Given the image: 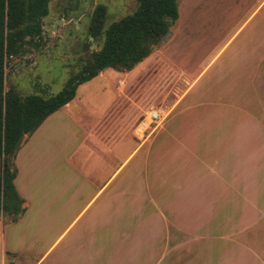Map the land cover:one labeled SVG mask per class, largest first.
<instances>
[{
	"label": "rangeland",
	"instance_id": "rangeland-1",
	"mask_svg": "<svg viewBox=\"0 0 264 264\" xmlns=\"http://www.w3.org/2000/svg\"><path fill=\"white\" fill-rule=\"evenodd\" d=\"M261 2L179 0V18L153 53L154 58L137 69L141 75L133 83H129L127 76L122 79L125 98L120 101L118 112L121 120L126 116L125 127L110 126L107 129L98 126V130L102 128L101 131L113 133L112 137L119 131L125 133V140L112 142L119 150L118 158L135 147L132 129L139 116L149 107L158 109L161 104L166 111L173 104L170 94H166L171 90L177 97L184 96V70L187 74L197 70L204 57L219 49L243 25L231 47L243 50L248 57L246 69L238 66L237 74H242L237 82V102L246 99L245 105L250 108L247 101L253 102L255 98L259 108L264 109V2L262 5ZM97 5L106 7L105 28L132 14L136 8L134 0H50L48 15L42 19V25L52 27L51 35L41 47H26L22 56L8 60L5 89L14 88L22 97L58 94L72 76L89 64L92 52L100 49L103 37L93 39L88 34L91 15ZM256 8V13L251 16ZM213 45L216 47L212 48ZM107 70L117 74V78L123 76L115 70ZM104 80L105 75H102L89 84L78 86L77 98L82 100L90 90H98L99 93L106 83ZM108 96L110 101L111 90ZM209 99L213 108L219 101L221 104H234L220 99L218 94ZM82 103L74 107L91 109L83 100ZM239 103H236L237 107ZM183 108L184 101L178 111ZM68 112L72 114L71 110ZM129 113L130 118L127 117ZM72 116L75 117L74 114ZM172 117L173 113H169L164 127L157 132L158 128L140 148L137 158L126 165L123 190L118 192V198L115 196L111 200L106 220L103 219L96 232V226L91 231L89 227L104 216L101 198L92 207L84 208L101 187V175L97 178V171L91 174L88 168L98 165V170L108 163L111 173L119 162L110 153L108 157L104 156L105 148L91 150V145L83 142V134L89 130V124L96 122L95 119L77 116L75 119L79 122L57 123L61 140L55 146L62 163L66 154L76 146L77 174L92 184L86 189L83 187L82 193L79 189L77 200L70 206L64 207L61 202L50 208V214L59 211L60 216L55 218L50 233L45 234L35 246L32 263L56 242L45 255L43 264H264V155L256 165L257 170L258 167L260 169L256 175L258 190L257 194L252 192L249 204L253 217L244 223L241 218L246 211L240 203L242 195L239 193L242 190L236 192L231 187L232 163L226 155L229 117L222 116L219 118L221 121L210 117L205 125L194 128L182 126L181 117L172 122ZM111 121L115 122L113 118ZM50 123L51 120L45 127L48 128ZM73 130L81 138L69 139L65 143L62 138L72 137ZM248 130L247 127L242 134L244 139H240V134L236 136L243 140L247 149L256 143V134ZM108 150L112 151L110 145ZM89 152L94 155L89 156ZM255 160H244L236 167V172L246 184L251 180ZM83 161L84 170L81 166ZM243 164L247 168L245 171L242 170ZM63 172L61 164V174ZM57 182H64V179ZM186 185L198 189L196 195L200 197L201 204L190 201L185 205ZM36 201L34 195L28 210L35 209ZM79 214L76 224L69 227ZM95 214L100 217H95ZM11 218L0 215V240L2 232L9 238L14 227L16 233L20 232L21 226ZM66 228L68 230L62 234ZM4 259V264H7L6 255Z\"/></svg>",
	"mask_w": 264,
	"mask_h": 264
},
{
	"label": "crops",
	"instance_id": "crops-1",
	"mask_svg": "<svg viewBox=\"0 0 264 264\" xmlns=\"http://www.w3.org/2000/svg\"><path fill=\"white\" fill-rule=\"evenodd\" d=\"M263 2L264 0H262L261 5ZM257 8L252 12L251 16L256 13ZM242 27L238 28L227 42L222 43L219 49L211 51L209 55L204 57L203 60L198 63L197 70L192 71L189 74H187L184 70V96L177 97L176 93L172 92V90L166 93L170 94L173 104L166 111L163 104L157 107L163 116V121L157 132L164 127L169 113H173V117L170 118L172 122L181 117L182 126L184 125V127L187 128L205 125L206 121L210 117H217L220 121L222 118H219L222 116L225 117L227 115V117H229V148L226 155L229 156L232 163L231 187L236 192L242 190V192H239L242 195L240 203L246 213L242 216L241 220L245 223L249 222L253 217V211L252 208L249 207V204L251 203L252 192L257 194L258 190L256 175H259L260 169L258 167L257 170L256 165L264 155V109L259 108L260 104L259 102H256L254 96L253 102L249 100L247 101L251 105L250 108L245 105L246 99L243 102H237L236 96L239 93L237 92V89H239L237 88V82H239L242 74H237V72L240 70L239 67L246 69V61L248 57L246 56V52L243 53V50L238 51L236 48L231 49V47L234 43H236L234 42L237 38L236 35L240 34ZM184 44H186V42ZM210 46H212V44ZM214 46L216 47V45H213L212 48H215ZM154 55L155 54L150 55L126 74L116 72L118 74H122V78H117L115 76L117 74L109 72L108 70L102 71L95 77V79L105 75L104 81L106 83L104 84V87L99 89V93L97 92L98 90H90L83 95L84 98L82 100L85 105H89L91 109H86L85 106L83 108L81 106H78V108L74 107L76 104H83L81 98H77L76 90L75 97L72 101L63 106L60 110L48 116L31 135H25L22 138L20 147L13 158V164L17 170L14 186L19 196L23 199L22 207L24 208V211L17 217L18 220H16L18 222L17 225L21 226V230L19 233H16L14 227L13 233L9 236V238H7L2 232V240H0V264L5 263V255L6 259H8L6 262L7 264H43L46 259L45 255L52 250L56 242L50 246L45 253L41 254L35 263H32L31 257L35 258V246L37 247L39 242L43 240V236H45V234L50 233L51 229L55 225V218L60 216L59 211L50 214V208L58 206L61 202L64 203V207L70 206L77 200L79 195L78 190L80 189L82 193L83 187L86 189L92 184V182L80 179L77 174L78 163L75 158L77 155L76 146L71 153L66 154L62 163L58 147L57 145L55 146V144L61 140L57 131V123L59 121L66 122L67 124H71L72 122L76 123L79 122L75 119L77 116H80V118L83 116L85 118L95 119L96 122H93L92 124H89V122L87 123L89 124V130L87 133L83 134V136H85L83 138V142L85 144H90L91 150L93 148L98 149V147L101 149L105 148L104 156L108 157V154L110 153L115 157L116 161L119 162L111 173L108 171V163L106 166H101L98 170V165H95L93 168L91 166L88 168V171L91 174L94 171H97V178L101 175V179L99 180L101 187L94 194V196L88 200L84 210L92 207L101 198L100 207L102 208V213L104 214V216L101 217L95 214V217L100 218L97 222L90 225L89 230L91 231L96 226V228H94V231L96 232L98 230V225L103 221V219L106 220V213L111 200L114 199L115 196L118 198V192L123 190L124 170L126 165L137 158L140 148L144 146L149 139L140 142L133 134V140L136 142L135 147H133L131 151L127 153L125 152L121 158H118L117 155H119V150L115 149L114 146L116 145L112 142L115 139L116 143L118 141L121 142L125 140V133L122 132L121 134L119 131L116 136L112 137L113 133H110L109 131L106 132L105 130L101 131V129L103 127L108 129L110 126L125 127L126 116L124 117L125 120H121L118 112L120 108V101L125 98V93L123 91L125 83L124 85H120V82L123 81L122 79L124 76H127L129 83H133L134 80L138 78L137 76L141 75L138 74L137 69L152 60ZM93 79L82 85L91 83ZM113 80H116L115 85L113 84ZM109 90L112 92V98L110 101L108 96ZM217 94L220 96V99L224 101H232L234 104H221L219 101L214 104L215 106L213 108V103L209 102V98H213ZM163 99H165V97ZM183 101L184 108L181 111H178V108ZM236 103H239V107L236 106ZM68 110H71L72 114L69 113ZM112 111L113 113L110 114ZM73 114L75 117L72 116ZM130 116L131 113H129L127 117L130 118ZM112 118L115 120L114 123L112 121L109 122ZM50 120L51 123L49 127L46 128L45 126ZM249 124L251 125L250 127ZM219 125L221 126V123H219ZM98 126H101L102 128H99L98 130ZM247 127L252 134H256L255 146L248 149L243 143V140H238L239 138L236 137L240 134V139H244L242 134L247 131ZM73 132L72 137L69 136L68 138H62L65 143L69 139H77V137L78 139L81 138L80 134L78 135L75 133V130H73ZM109 134L111 135V138H109ZM109 145L112 150L111 152L108 150ZM89 153V156L94 155L93 152ZM218 155H221V149L218 150ZM73 158L75 159L73 160ZM250 158H256V160L251 180H249V183L246 184V181L243 180L236 172V167L238 164L240 166V162ZM97 159H99V157H97ZM61 164L64 168V172L62 174ZM244 165L245 164L242 165L243 171L247 169ZM81 166H84V170V161L81 163ZM103 174L105 176L102 178ZM60 178H63L64 182H57ZM192 188L193 185H186L184 187L185 205H187L190 201L201 204L200 197H197L196 195L198 189ZM50 189L51 191L49 192ZM56 189L59 191H55ZM34 195L37 199L36 207L35 209L28 210V208H31L30 199ZM193 195H195V197H193ZM61 198H63V200H61ZM80 214L72 221V223H70L69 227L73 223L76 224ZM68 228H66L62 234H64Z\"/></svg>",
	"mask_w": 264,
	"mask_h": 264
},
{
	"label": "trees",
	"instance_id": "trees-1",
	"mask_svg": "<svg viewBox=\"0 0 264 264\" xmlns=\"http://www.w3.org/2000/svg\"><path fill=\"white\" fill-rule=\"evenodd\" d=\"M50 0H0V215L17 217L24 211L17 193L13 164L22 138L31 135L44 120L75 97L78 86L107 69L129 72L152 55L170 34L179 18V0H134L132 14L105 28L107 10L97 5L91 15L88 34L103 37L100 49L92 52L89 64L72 76L56 95L22 97L14 88L5 89V67L9 59L38 47L43 33L42 19Z\"/></svg>",
	"mask_w": 264,
	"mask_h": 264
},
{
	"label": "built area",
	"instance_id": "built-area-1",
	"mask_svg": "<svg viewBox=\"0 0 264 264\" xmlns=\"http://www.w3.org/2000/svg\"><path fill=\"white\" fill-rule=\"evenodd\" d=\"M120 85H124V82L121 81ZM162 121L161 112L153 106L149 107L135 123L133 127L134 137L140 142L150 138L160 127Z\"/></svg>",
	"mask_w": 264,
	"mask_h": 264
},
{
	"label": "flooded vegetation",
	"instance_id": "flooded-vegetation-1",
	"mask_svg": "<svg viewBox=\"0 0 264 264\" xmlns=\"http://www.w3.org/2000/svg\"><path fill=\"white\" fill-rule=\"evenodd\" d=\"M56 27H57V25H56ZM42 29H43V25H42ZM50 35H51V34H50ZM48 36H49V35L47 34V32H46V30H45V32L42 33V37H41V40H40L41 44H40L37 48H39V47H41L42 45L45 44V42H46V38H47ZM25 48H26V47H25ZM25 48H24V49H25ZM30 48H32V47H30ZM24 53H25V50H24ZM24 53H20V54H18L17 56L20 57V56H22ZM17 56H14V57H17Z\"/></svg>",
	"mask_w": 264,
	"mask_h": 264
},
{
	"label": "water",
	"instance_id": "water-1",
	"mask_svg": "<svg viewBox=\"0 0 264 264\" xmlns=\"http://www.w3.org/2000/svg\"><path fill=\"white\" fill-rule=\"evenodd\" d=\"M43 29L46 30V32H47L48 35L51 34L52 27H50L48 25H43Z\"/></svg>",
	"mask_w": 264,
	"mask_h": 264
}]
</instances>
